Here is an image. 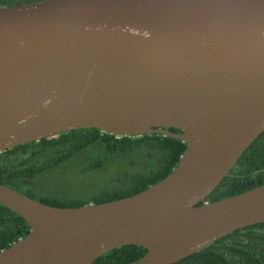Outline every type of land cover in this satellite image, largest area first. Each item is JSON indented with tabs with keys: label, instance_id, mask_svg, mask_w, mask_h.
<instances>
[{
	"label": "water",
	"instance_id": "water-1",
	"mask_svg": "<svg viewBox=\"0 0 264 264\" xmlns=\"http://www.w3.org/2000/svg\"><path fill=\"white\" fill-rule=\"evenodd\" d=\"M86 129L186 151L159 183L99 205L54 208L0 184V206L30 228L0 264H93L125 246L147 251L130 264H176L264 224V186L206 202L264 133V0L0 7V154Z\"/></svg>",
	"mask_w": 264,
	"mask_h": 264
},
{
	"label": "trees",
	"instance_id": "trees-1",
	"mask_svg": "<svg viewBox=\"0 0 264 264\" xmlns=\"http://www.w3.org/2000/svg\"><path fill=\"white\" fill-rule=\"evenodd\" d=\"M44 0H0V7L27 5ZM174 135L183 132L170 129ZM186 151L180 140L159 134L117 138L96 129L66 132L0 154V184L44 205L73 209L104 204L146 191L170 175ZM83 156L84 175L97 177L96 189L83 198L56 196L35 181ZM100 175L105 180H100ZM264 186V133L246 150L236 166L206 199L208 203L241 195ZM202 205V204H200ZM30 232L17 214L0 206V252ZM146 250L125 246L93 264H130ZM176 264H264V224L247 227L216 241Z\"/></svg>",
	"mask_w": 264,
	"mask_h": 264
},
{
	"label": "rangeland",
	"instance_id": "rangeland-1",
	"mask_svg": "<svg viewBox=\"0 0 264 264\" xmlns=\"http://www.w3.org/2000/svg\"><path fill=\"white\" fill-rule=\"evenodd\" d=\"M83 156L73 159L62 167L50 172L40 180H36L35 184L46 186L56 196H66L73 198H83L89 193L95 191L98 181L97 177L84 175ZM100 180L104 181L105 176L100 175ZM92 188V192L85 191Z\"/></svg>",
	"mask_w": 264,
	"mask_h": 264
}]
</instances>
